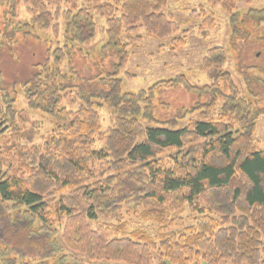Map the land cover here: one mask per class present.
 Listing matches in <instances>:
<instances>
[{"label":"trees","instance_id":"trees-1","mask_svg":"<svg viewBox=\"0 0 264 264\" xmlns=\"http://www.w3.org/2000/svg\"><path fill=\"white\" fill-rule=\"evenodd\" d=\"M168 2L0 0V57L12 55L18 32L34 42L45 31L63 36L54 50L34 45L33 55H43L27 79L0 68V264H264L260 110L233 83L231 93L218 86L231 81L221 70L226 49L211 48L200 65L212 85L186 84L209 95L193 108L155 113L156 88L187 83L185 76L138 91L119 78L142 27L156 38L179 31L163 11ZM210 2L234 16L236 0ZM22 5L29 21L19 19ZM96 15L105 19V43L98 53L76 49L95 41ZM256 15L264 19V7ZM185 43L173 40L174 47ZM105 54L116 58L107 72L98 61ZM97 106L110 111L106 130ZM35 117L54 124L42 143ZM124 209L155 224L156 233L129 229ZM186 211L194 223H186ZM100 217L115 223L92 228L89 221Z\"/></svg>","mask_w":264,"mask_h":264},{"label":"rangeland","instance_id":"rangeland-1","mask_svg":"<svg viewBox=\"0 0 264 264\" xmlns=\"http://www.w3.org/2000/svg\"><path fill=\"white\" fill-rule=\"evenodd\" d=\"M263 7L264 0H236V8L232 16L222 4L212 5L210 0H169L163 11L172 15L179 26V31L165 38H156L149 35L144 27L140 29L142 41L129 47L131 57L126 68L119 74L124 88L129 91L147 89L157 82L182 75L185 76L187 83L162 84L156 88L155 113L160 116L176 106L193 108L198 103L205 102L209 95L201 94L197 89H188L186 84L204 87L214 83V76L202 70L200 65L208 50L221 46L227 51V60L221 70L230 72L231 81L223 79L218 82V86L226 93H231L230 86L233 83L240 90L242 97L259 108L260 117L257 120L255 138L258 149L264 150V19L256 15L258 9ZM19 13V19L22 21L30 20L24 5L20 6ZM210 15L214 17V22L206 25L205 20ZM96 20L98 31L95 41L89 46L76 47V49L85 48L88 53L99 52L106 41L105 19L96 15ZM17 37L16 42L11 44L14 49L12 55L7 53L0 57V68L7 71L10 78L16 81L27 79L32 65L42 58L43 53L33 55L34 45L44 51L49 47L54 50L58 39L63 38L61 34L57 38L52 30L45 31L44 37L39 42H34V38L23 36L22 32H18ZM176 37H184L185 45L174 47L173 40ZM68 58L70 57H67V60ZM115 59V56L109 54L98 57L99 63L106 72L112 68L111 60L115 61ZM126 72L131 73L133 77H128ZM101 87L103 86L100 85L99 88ZM20 104L27 107L23 97L20 98ZM97 108L101 114L102 127L106 130L111 126L110 111L106 106H97ZM199 115L200 113L189 114L181 125H186L190 119H195ZM35 118L39 122L35 138L38 143H42L43 135L52 130L54 124L46 118ZM24 143L25 141H22V144ZM124 213L129 229L144 227L150 233H156L157 226L152 222L142 221L134 211L126 214L124 209ZM182 215L185 216L187 224L195 222L191 216H188L190 214L187 211ZM103 223H115V220L100 217L89 221L92 228ZM22 225H26V222H22ZM56 239L61 240L60 234ZM52 244L54 243L50 242L48 245ZM102 263L128 264L123 261H91L88 264ZM221 264L231 263L222 261Z\"/></svg>","mask_w":264,"mask_h":264}]
</instances>
